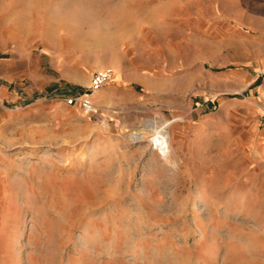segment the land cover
<instances>
[{
    "label": "rangeland",
    "instance_id": "rangeland-1",
    "mask_svg": "<svg viewBox=\"0 0 264 264\" xmlns=\"http://www.w3.org/2000/svg\"><path fill=\"white\" fill-rule=\"evenodd\" d=\"M263 88L264 0H0V264H264Z\"/></svg>",
    "mask_w": 264,
    "mask_h": 264
},
{
    "label": "bare ground",
    "instance_id": "bare-ground-1",
    "mask_svg": "<svg viewBox=\"0 0 264 264\" xmlns=\"http://www.w3.org/2000/svg\"><path fill=\"white\" fill-rule=\"evenodd\" d=\"M159 122H162L163 124L158 126ZM164 122L165 118L163 116L159 117V121L146 122L142 129H139L134 133H130V140L136 143H142L145 141L150 143L157 149H160V152L162 153L164 159L168 162H171L174 167L177 168V164L173 161L169 150V146L171 144H169L171 134L168 130V126L170 125V123Z\"/></svg>",
    "mask_w": 264,
    "mask_h": 264
},
{
    "label": "built area",
    "instance_id": "built-area-1",
    "mask_svg": "<svg viewBox=\"0 0 264 264\" xmlns=\"http://www.w3.org/2000/svg\"><path fill=\"white\" fill-rule=\"evenodd\" d=\"M90 79L89 95L81 99H70L68 104L70 106L79 105L84 113L91 116L96 114V107L92 103L93 95L113 81V73L110 69L99 70L94 72ZM262 100L264 102V93Z\"/></svg>",
    "mask_w": 264,
    "mask_h": 264
},
{
    "label": "crops",
    "instance_id": "crops-1",
    "mask_svg": "<svg viewBox=\"0 0 264 264\" xmlns=\"http://www.w3.org/2000/svg\"><path fill=\"white\" fill-rule=\"evenodd\" d=\"M96 72V71H95ZM94 72H92L91 74H90V76H88L89 78L88 79H90V77L92 76V74H93ZM264 89V88H263ZM259 108L262 110V112H263V114L262 115H260L261 116V119H260V121H262V116H264V102H263V105L262 106H259ZM260 132H262L258 137H259V139H262V138H264V129H262V130H260ZM258 144L259 145H262V144H264V141H260V142H258ZM263 146V145H262ZM263 148H264V146H263ZM260 154H264V150H263V152H261Z\"/></svg>",
    "mask_w": 264,
    "mask_h": 264
}]
</instances>
